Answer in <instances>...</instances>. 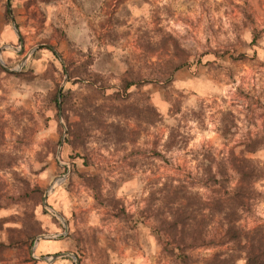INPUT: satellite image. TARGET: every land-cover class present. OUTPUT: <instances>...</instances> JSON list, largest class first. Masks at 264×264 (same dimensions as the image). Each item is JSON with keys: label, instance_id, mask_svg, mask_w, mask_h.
<instances>
[{"label": "rangeland", "instance_id": "rangeland-1", "mask_svg": "<svg viewBox=\"0 0 264 264\" xmlns=\"http://www.w3.org/2000/svg\"><path fill=\"white\" fill-rule=\"evenodd\" d=\"M0 60V264H180L159 220L181 189L226 205L241 156L264 234V0H0ZM214 211L189 264H244Z\"/></svg>", "mask_w": 264, "mask_h": 264}, {"label": "trees", "instance_id": "trees-1", "mask_svg": "<svg viewBox=\"0 0 264 264\" xmlns=\"http://www.w3.org/2000/svg\"><path fill=\"white\" fill-rule=\"evenodd\" d=\"M7 11V9L5 10ZM85 73H88L86 65L83 67ZM0 72H7V70L0 65ZM13 75H18V72H11ZM69 76H73L72 73ZM97 76V75H96ZM121 85L127 88L130 83L122 78ZM60 93V89L58 91ZM61 96V95H60ZM53 100L56 104V94ZM151 109L150 107H147ZM153 110V109H151ZM78 126V123H74ZM113 125V124H110ZM168 144V142H167ZM170 146V145H168ZM257 146L255 140L245 143L244 150L252 151ZM231 163L238 174V184L233 188L230 195L227 196L228 203L222 204L219 199L212 201L211 205H205L200 201L198 194L191 193L185 189L179 190V195L174 197L172 203H176V207L167 209L165 215L159 220L161 225H165L164 235L166 238L165 247L168 248L169 253L177 256L180 264H189V256L186 253L187 249L195 246L204 245L206 243L204 238V230L214 215L216 210L220 216L224 226L223 240L237 244L243 251L244 264H264V234L260 233V228L253 230H242L236 225L239 218L240 211L246 206L250 194L253 193L252 182L261 177L262 172L249 159L245 157H233ZM208 183L211 185L219 184L224 187L223 182L211 173L210 169L207 172ZM87 185L93 190V196L96 200H100V189L91 181H87ZM31 192L37 194L41 198V189L35 187ZM108 200L109 205L118 210L116 216L122 217L125 212L123 207L118 206L119 200L111 196ZM118 204V205H117ZM206 211L207 218L202 220L199 216H203V211ZM3 219L0 218V229L2 228ZM37 228L31 232L26 233V243L30 246L35 235H37ZM10 242V240H9ZM8 246L0 241V252ZM223 253H214L211 258L205 260L204 264H234L231 256H222Z\"/></svg>", "mask_w": 264, "mask_h": 264}, {"label": "water", "instance_id": "water-1", "mask_svg": "<svg viewBox=\"0 0 264 264\" xmlns=\"http://www.w3.org/2000/svg\"><path fill=\"white\" fill-rule=\"evenodd\" d=\"M10 24H11V27H12V29L14 30V32L16 33V35H17V37H18V34H17V31H16V28H15V26H14V23H13V20H12V18L10 17ZM25 59V57H23L21 60H20V64L22 63V61ZM0 64L1 65H3V63L1 62V60H0ZM20 65H18L15 69H8L9 71H16V70H18V67H19ZM5 67V66H4ZM6 68V67H5ZM45 196H46V193H44V195H43V199H42V203H43V205L45 206V207H48L51 211H53V209H51L46 203H45ZM56 215H58L55 211H53ZM42 237H46V235H38L37 236V239L38 238H42ZM71 256V257H73L72 256V254H70V253H58V254H53V255H51V256H49V257H36V256H34L35 258H37V259H40V260H42V261H45V262H50V261H52L54 258H56V257H60V256ZM74 263L75 264H78V262H77V260H74Z\"/></svg>", "mask_w": 264, "mask_h": 264}]
</instances>
